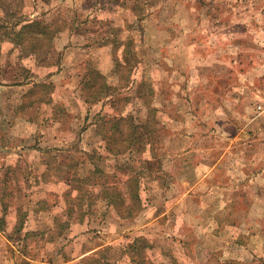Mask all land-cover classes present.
<instances>
[{
    "label": "rangeland",
    "instance_id": "374dc122",
    "mask_svg": "<svg viewBox=\"0 0 264 264\" xmlns=\"http://www.w3.org/2000/svg\"><path fill=\"white\" fill-rule=\"evenodd\" d=\"M250 110L264 0H0V264H264Z\"/></svg>",
    "mask_w": 264,
    "mask_h": 264
},
{
    "label": "trees",
    "instance_id": "16d2710c",
    "mask_svg": "<svg viewBox=\"0 0 264 264\" xmlns=\"http://www.w3.org/2000/svg\"><path fill=\"white\" fill-rule=\"evenodd\" d=\"M33 24H35L40 29L41 34H44V33L48 34V31L46 30V26L43 24V22L39 20H34ZM24 29H29V27L27 25H23L22 31ZM117 66H120V63H117ZM123 80H126V77H124ZM102 89H103L102 87H99L98 90L94 91L91 96L89 95V97L86 98V101L91 102L92 100H94V98H96L97 96L101 94ZM126 135L127 136L123 137L122 139L121 146L117 147V146H114L115 140L111 139L109 136L105 134L103 137V141L105 140L104 153L107 156L108 155L118 156L120 154L126 153V151H129L131 143L128 140V138L130 137V134H126ZM90 159H92V156H90ZM97 159L99 160V158ZM94 164H97V163H94ZM96 170L99 171V169H96ZM129 181L130 180L127 178L123 180L122 181V184L124 186L122 188L123 190H119V191H117L115 187L107 186L106 180L104 181L106 183V186H103V188H107V192H108V195L105 196L106 204L108 205V207L111 206L114 208H122L125 210L127 214L126 216H131L133 212H137L142 209L140 198H139V193H138V185L136 183L137 181L135 180L131 182ZM92 188H95V183L90 182L85 192L88 190V193H91L93 191Z\"/></svg>",
    "mask_w": 264,
    "mask_h": 264
},
{
    "label": "crops",
    "instance_id": "0c3cea01",
    "mask_svg": "<svg viewBox=\"0 0 264 264\" xmlns=\"http://www.w3.org/2000/svg\"><path fill=\"white\" fill-rule=\"evenodd\" d=\"M254 78H255V73H253L251 75V79H252L253 82H254ZM255 80H257V78ZM257 85L260 86V84L253 85L255 90L258 88ZM256 91H258V90H256ZM223 106H224V108L226 110L227 109V105H223ZM244 109L246 110V107ZM253 109H254V107H253ZM245 110H244V112H245ZM263 111L264 110H262V112ZM249 112H250V115H249V121H248L247 124H249L248 128H249V130L252 133L251 140H252L253 143L257 144V142H259L260 140L264 139V112L263 113L262 112L261 113H257L256 110L253 111V112L250 110ZM247 124L245 125V123H243V124L241 123V125H238V126L236 125V128L238 129V134H237V137L235 138V143H237V145H240L239 148L243 145V141L246 140V139H244L243 137H241L239 135H240V132H242V130L246 128ZM263 142H261V143H263ZM237 148H238V146H237ZM260 155L263 156L261 158H264V152L260 153Z\"/></svg>",
    "mask_w": 264,
    "mask_h": 264
},
{
    "label": "built area",
    "instance_id": "2783aa9c",
    "mask_svg": "<svg viewBox=\"0 0 264 264\" xmlns=\"http://www.w3.org/2000/svg\"><path fill=\"white\" fill-rule=\"evenodd\" d=\"M259 108H261V106H258Z\"/></svg>",
    "mask_w": 264,
    "mask_h": 264
}]
</instances>
